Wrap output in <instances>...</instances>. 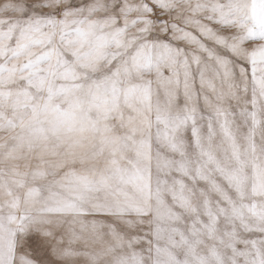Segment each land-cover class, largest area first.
<instances>
[{
  "label": "snow or ice",
  "instance_id": "obj_1",
  "mask_svg": "<svg viewBox=\"0 0 264 264\" xmlns=\"http://www.w3.org/2000/svg\"><path fill=\"white\" fill-rule=\"evenodd\" d=\"M0 264H264V0H0Z\"/></svg>",
  "mask_w": 264,
  "mask_h": 264
},
{
  "label": "rangeland",
  "instance_id": "obj_2",
  "mask_svg": "<svg viewBox=\"0 0 264 264\" xmlns=\"http://www.w3.org/2000/svg\"><path fill=\"white\" fill-rule=\"evenodd\" d=\"M10 135L9 132H0V140H2L3 138H6Z\"/></svg>",
  "mask_w": 264,
  "mask_h": 264
}]
</instances>
